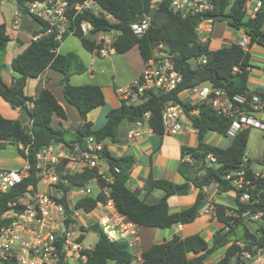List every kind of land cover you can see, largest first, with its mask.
Segmentation results:
<instances>
[{
    "label": "trees",
    "instance_id": "trees-1",
    "mask_svg": "<svg viewBox=\"0 0 264 264\" xmlns=\"http://www.w3.org/2000/svg\"><path fill=\"white\" fill-rule=\"evenodd\" d=\"M65 1L76 4L85 0ZM96 1L102 13L85 12L77 17V25L87 21L93 26V33L109 32L113 29L120 32L113 43V49L118 54H125L138 46L144 61L151 59L156 47L163 44L166 51L173 55L176 68L183 74L182 84L168 94L151 93L137 105L121 99L120 107L108 112L106 124L98 130H93L92 123L86 120V116L92 110L105 105L106 101L99 86H74L70 83L71 76L81 75L87 71L81 58L74 52L65 55L57 54L56 49L61 44L54 41L52 36L43 37L31 42L22 54L13 59L11 67L19 77L11 86H8L4 82L2 70L5 67L4 56L7 46L12 38L7 32L6 25L0 24V96L13 108L25 111L31 121V127L27 128L20 120L6 119L0 114V150L12 146L20 157L35 165L36 156L42 149L49 146L61 144L68 151L74 152L75 146L88 137H93L97 142L110 141L115 144L118 142L119 128L123 123L142 122L147 113H150L148 124L154 135L163 138L165 105L178 103L182 105L189 117L198 140L196 147L182 148V159L189 156L193 161L192 164L181 162L179 165V172L185 178L184 183L178 184L165 179L149 177L145 182L144 190L147 193L161 190L164 195L155 203H148L128 185L129 170L135 162L134 158L131 156L118 158L105 145L100 157L107 164L113 177L111 183H106L101 179L97 168L84 167L81 171L65 172L64 162L57 167V170L62 173V179L68 180L69 185L65 186L61 183L59 188L64 192L74 187L86 188L97 179L101 186L109 188V198L103 193H93L77 200L74 209L89 213L99 204H104L110 199L116 211L127 221L136 226L162 230L171 229L174 224L178 223L181 225L193 223L199 217L198 204L207 197L203 193L204 189L214 186L221 194L237 192L233 206L214 204L215 217L222 224V228L214 233L212 246H209L208 241L200 234L183 239L174 236L169 241L153 244L143 252L141 264H240L239 243L247 244L245 247L247 250H251L254 246L264 248V223L260 224L257 230H253L247 224L246 219L242 218V214L247 210L264 212V175L255 178L256 172L251 159L249 158L247 162L244 160L250 129L240 131L227 147L210 144L207 142L209 134L227 138L232 120L218 115L209 105L196 104L184 99L183 96L185 92L201 84H211L214 88H222L230 95H264V91L249 89L251 68L249 51L238 43L215 51L211 50L208 43H202L199 39L197 28L202 22L201 17L183 19L173 14L170 10V0H158L155 3L154 0ZM248 1L217 0L216 8L210 14L215 20L211 22H225L230 29L243 31L249 38V47L254 44L264 47V0H261L262 7L254 17H251L246 10ZM17 4L19 12L28 15L21 1H17ZM153 7L156 11L150 19L149 29L142 37L136 36L131 27L133 20L139 16L148 15ZM37 21L40 23V29L35 34L45 29V25ZM74 36L78 37L83 47L91 53H95L100 48L91 36L85 37L80 30ZM17 42L20 43L19 40ZM205 57L207 63L202 64L201 59ZM236 67L238 71H234ZM47 69H53L63 75V82L66 83L63 87L65 100L84 119L83 124L75 133L52 126L54 117L66 119L67 115L50 90L43 89L35 97L25 94L27 80L39 77ZM191 110H198L199 114L191 115ZM25 149H28V155ZM210 157H213L215 161H212ZM257 163L264 166V149L262 158ZM241 171L256 186L251 189L253 197L260 190L263 191L258 204L240 203L238 199L240 192L227 180L228 175ZM201 172L203 175H199ZM37 182L33 171L21 185L13 188L8 194H0V229L10 222L5 219V213L13 210L9 204L14 203L19 196L24 194L28 185L37 186ZM192 186L200 190L197 203L180 212L170 213L169 199L174 196L189 195ZM14 209L22 211L23 207L16 206ZM67 209L69 213H73L69 207ZM230 210L238 216L230 215ZM91 229L99 234V240L93 249L83 252L87 257L85 264H109L110 262L133 264L134 257L128 240L110 242L98 224L93 225ZM81 230L89 231L83 226ZM84 238L85 236L82 235L79 241L83 242ZM220 249H225V255L217 262L208 263L210 257Z\"/></svg>",
    "mask_w": 264,
    "mask_h": 264
},
{
    "label": "built area",
    "instance_id": "built-area-1",
    "mask_svg": "<svg viewBox=\"0 0 264 264\" xmlns=\"http://www.w3.org/2000/svg\"><path fill=\"white\" fill-rule=\"evenodd\" d=\"M21 1L22 7L28 15L41 21L45 29L33 36L37 41L46 36H52L54 41L62 44L69 36H74L80 30L85 37H94L100 48L96 50L100 56L110 55L113 43L120 32L93 33L91 23L84 21L77 25V17L85 12L93 11L101 14L102 10L96 0H85L81 3L70 4L65 0H15ZM217 0H170V10L173 14L183 19L188 17H203L210 15L216 8ZM262 7L261 0H249L246 10L254 17ZM151 25L150 18L144 21L132 23L131 27L136 36L142 37ZM245 49L243 41L238 43ZM58 48L56 49L57 53ZM164 50V52H161ZM153 57L145 61L144 69L134 83L126 88H118L117 95L120 99L132 105L140 104L151 93L168 94L175 91L183 82V74L176 68L173 55L169 54L163 44L158 45ZM58 54V53H57ZM201 63H207V58H202ZM238 71V68H234ZM184 99L199 105H209L218 115L230 118L232 125L227 132V139L233 140L237 134L252 127L264 130V121L259 115L264 114V95L261 94H234L230 95L222 88H214L211 84L195 86L184 93ZM191 115H198V110H191ZM150 113L144 116L142 122L136 123L139 127L148 124ZM163 126L165 136H177L181 132L192 129L191 121L185 113L182 105L168 103L163 110ZM150 127V126H149ZM144 135L140 129L128 131L129 139H137ZM87 147L81 151L80 144L75 146L74 152L52 156L57 145L42 149L36 156L33 165L26 160L25 167L18 170H0V194H8L13 188L21 185L34 171L38 180L37 186L30 184L24 194L9 206L13 210L5 213V219L10 221L0 229V264H85L87 257L79 238L84 234L79 225V219L93 214L84 210L74 209L77 200L93 193H103L109 198V188L101 186L97 179L90 186L74 187L64 192L59 185L68 186V180L62 179V173L57 167L65 162V172H77L68 169L66 161H78L84 167L97 168L101 179L111 183L113 177L105 161L100 157L104 149L103 142H97L93 137L85 139ZM23 149V146H21ZM28 155V149H25ZM215 161L213 157H210ZM247 154L245 162L248 161ZM64 175V173H63ZM264 174L255 173V178ZM229 180L236 190L240 192L239 202L242 204L255 205L259 203L262 190L254 197L251 189L256 188L250 179L246 178L243 171L234 175H228ZM96 184V191L92 184ZM235 196L237 192H234ZM16 206L23 207L17 211ZM67 207L73 211L69 213ZM97 207L105 209V214L92 216V226L98 224L106 239L110 242L126 239L131 249L138 242L136 225L126 220L115 209L112 200L99 204ZM230 215L238 216L233 211ZM247 224L257 230L264 223V212H252L247 210L242 214ZM82 221V220H81ZM240 264H264V248L254 246L251 250L245 249L247 244L239 243Z\"/></svg>",
    "mask_w": 264,
    "mask_h": 264
},
{
    "label": "crops",
    "instance_id": "crops-1",
    "mask_svg": "<svg viewBox=\"0 0 264 264\" xmlns=\"http://www.w3.org/2000/svg\"><path fill=\"white\" fill-rule=\"evenodd\" d=\"M12 4L18 8L17 1L11 0ZM14 18L9 26L3 16H0V24H5L8 34L11 36L12 41L9 42L4 58L5 67L2 70V76L4 82L11 86L15 79L19 75L12 69L11 64L13 59L22 54L25 49L33 42V36L40 29V23L29 15H23L18 11L13 14ZM115 21V19H112ZM264 30V24H263ZM197 32L199 39L202 43H208L209 48L213 51L221 49L225 46H229L234 43L243 41L246 45L245 50H248L251 55V68L249 74V89L251 91L261 90L264 91V47L258 44H254L249 47V38L243 31H235L228 27L225 22H206L198 26ZM92 39H95L92 37ZM20 41V43L17 42ZM214 46V47H212ZM136 50L137 55L134 53ZM134 51V52H133ZM76 53L84 65L87 67V71L84 74H75L71 76L70 83L74 86L83 85H96L99 86L105 96V105L98 107L86 116V120L92 123V129L98 130L102 128L107 122V114L113 108H118L121 105V99L117 95L118 88H126L136 81L141 72L144 69L145 61L140 55L138 46L132 48L125 54H118L115 50L108 56H100L98 53H91L87 51L81 40L76 36H69L60 45L57 50L58 54L65 55L67 53ZM63 75L53 69H47L42 75L37 78H29L25 86V94L27 96L35 97L43 89L50 90L60 105L64 108L67 118L62 119L54 117L52 126L54 128H60L75 133L83 124L84 119L80 116L79 112L65 100L63 93ZM73 108V119L69 114V109ZM0 114L11 120H20L22 124L30 128L31 121L28 114L19 108H13L12 105L6 102L0 96ZM259 118L264 121V114L259 115ZM140 129L144 132V135L137 139H129L127 134L130 130ZM196 135V131L188 129L175 136H163L159 138L154 135L149 125L139 127L136 123H123L119 128L118 142L113 144L110 141L103 142L104 146L110 147L107 143L112 144V148L109 150L116 157L131 156L134 158V164L129 170V182L130 189L139 194L140 198H145L148 203H155L160 199L164 192L161 190H154L147 193L144 190L145 182L149 177L154 179H165L174 183L182 184L185 182V178L179 172V165L181 162L192 164L193 161L186 156L182 159L183 147H196L197 144L191 146L188 141L191 142V137ZM217 135V134H215ZM219 136V135H217ZM220 138L227 140L225 145L214 144L220 147H227L230 145L231 140L219 136ZM174 138V139H171ZM160 139V142H158ZM169 141H165V140ZM173 140V141H170ZM198 142V140H197ZM21 148V145H20ZM2 151V150H0ZM67 152V149L59 144L55 147L52 156H60ZM248 158L249 154L246 153ZM6 159L0 158V170H18L25 167L26 159L21 157L22 161L16 162L9 166H3L6 164ZM16 160V159H15ZM253 161V160H251ZM257 162V161H256ZM68 169L71 171H81L82 165L78 161H66ZM254 164V163H253ZM256 172V171H255ZM258 173V172H256ZM260 174V173H259ZM263 174V173H262ZM203 175V172L199 173ZM92 187L96 191V184H92ZM216 190L204 189L203 193L207 195V204L204 211L199 212V217L191 224L180 225L171 229H158L148 228L143 226H136V233L138 234V242L133 246V264H141L142 254L148 250L153 244L162 243L164 241L171 240L174 236L185 238L194 234H200L205 237V233L210 236V240L206 239L209 246H212L213 235L216 231L222 228V224L219 228H215V224H220L215 217L214 204L226 205L225 203H217L216 196L226 197V194L219 193L217 187ZM200 190L194 186L191 187L190 193L187 196H174L169 199L170 213H177L186 208H189L197 203ZM234 205V198L232 200ZM232 211L230 210L229 213ZM214 213V216L213 214ZM105 214V209L96 207L93 210V216ZM88 220L93 218L87 217ZM87 220V221H88ZM92 221V220H91ZM83 222H86L83 220ZM87 230V225H82ZM215 228V232H211L212 228ZM218 227V226H217ZM90 231V230H89ZM93 231V229H92ZM86 232H84L85 236ZM154 236V238H153ZM85 240V238H84ZM83 240V241H84ZM83 245V242H82ZM85 248V247H84ZM91 250L90 248H85ZM225 255V249L217 250L209 259L208 263H214L219 261ZM235 259L232 260L234 263Z\"/></svg>",
    "mask_w": 264,
    "mask_h": 264
},
{
    "label": "rangeland",
    "instance_id": "rangeland-1",
    "mask_svg": "<svg viewBox=\"0 0 264 264\" xmlns=\"http://www.w3.org/2000/svg\"><path fill=\"white\" fill-rule=\"evenodd\" d=\"M158 1V0H154V3ZM18 11V8L16 6H14L11 2V0H0V16H3L4 19L6 20L7 24L10 26L12 23V20L14 18L13 14ZM214 47V46H212ZM134 52V51H133ZM158 51H154V54L156 55ZM161 52H164V50H162ZM137 55V52L135 50L134 52ZM5 58V56H4ZM193 64H195V62H193ZM184 97V96H183ZM69 109V114L71 116V118L73 119V108H68ZM176 137V136H175ZM174 139V138H171ZM191 142L190 140L188 141V144L193 146L195 144H197V136L194 135L191 138ZM165 141H169L168 139ZM173 141V140H170ZM158 142H160V139H158ZM207 142L210 144H220V145H225L228 143L227 140H224L222 138H220L219 136L215 135V134H209L207 136ZM110 147V149L112 148V144L111 143H107ZM219 145V146H220ZM263 149H264V130L252 127L250 128V133H249V139H248V144H247V153L249 154V158L253 161H258L262 158V154H263ZM6 159L5 163L3 166H6L7 164L9 166L15 164L16 162L22 161L21 157L17 154V151L14 147L12 146H8L5 150L0 151V158ZM16 159V160H15ZM253 169L260 173V174H264V166H262L259 163H254L253 164ZM211 190H216V188L213 186L211 187ZM217 198V203H225L226 205L230 206L233 204L232 200L233 198H235V193L233 191H231L229 194H226V197H220V196H216ZM205 207L201 210L204 211ZM214 216V213H212ZM93 215H91V218ZM82 220V221H81ZM81 220L79 219V225H87V227L89 228L90 231L86 232L85 234V240L83 241V246L85 248H90L93 249L95 247V245L97 244L98 240H99V234L98 233H94L91 229L92 227V222L94 221V219L88 220V218L86 216L82 217ZM86 221V222H83ZM88 220V221H87ZM221 224H215L214 227L215 228H219ZM218 226V227H217ZM212 228L211 232H215V228ZM206 239H208V241L210 240V236L205 233L204 234ZM154 238V236H153ZM133 253V250H132ZM109 264H114L113 262H110Z\"/></svg>",
    "mask_w": 264,
    "mask_h": 264
},
{
    "label": "water",
    "instance_id": "water-1",
    "mask_svg": "<svg viewBox=\"0 0 264 264\" xmlns=\"http://www.w3.org/2000/svg\"><path fill=\"white\" fill-rule=\"evenodd\" d=\"M155 11H156V8L153 7L151 12L148 15H142V16H139V17L135 18L133 20V23L144 21L146 18H150L151 19L153 17V15H154ZM203 20L204 21H213V20H215V18L213 16H211V15H206V16L203 17ZM64 85H66L65 82H64ZM86 147H87V142H86V140H83L82 143L80 144V150L83 151ZM251 163H256V161H251ZM206 204L207 203L205 201L200 202L198 204V206H197V211L200 212L206 206ZM180 225H181V223L174 224L172 226V228H176L177 226H180ZM93 232L97 233L95 230H93Z\"/></svg>",
    "mask_w": 264,
    "mask_h": 264
}]
</instances>
